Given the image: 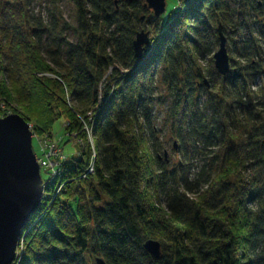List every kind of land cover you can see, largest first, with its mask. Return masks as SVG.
<instances>
[{"label":"trees","instance_id":"obj_1","mask_svg":"<svg viewBox=\"0 0 264 264\" xmlns=\"http://www.w3.org/2000/svg\"><path fill=\"white\" fill-rule=\"evenodd\" d=\"M70 1L75 25L59 32L32 0L0 5V104H22L25 122L38 106L45 131H33L60 119L82 142L45 185L11 264H88V251L106 264H264V0H178L159 17L144 0ZM145 20L154 38L140 61L132 43ZM219 26L225 75L213 55L201 62ZM159 83L180 155L170 170L151 142Z\"/></svg>","mask_w":264,"mask_h":264},{"label":"water","instance_id":"obj_2","mask_svg":"<svg viewBox=\"0 0 264 264\" xmlns=\"http://www.w3.org/2000/svg\"><path fill=\"white\" fill-rule=\"evenodd\" d=\"M154 17L165 12V0H144ZM218 49L213 54L214 67L220 75L229 70V55L220 26ZM149 43L148 33L140 30L132 43L135 57L143 60L144 46ZM174 147L175 144H174ZM32 147V131L18 114L0 118V264H11L22 230L34 214L43 195L40 166ZM144 249L154 258L160 255V244L148 239ZM95 264H106L95 257Z\"/></svg>","mask_w":264,"mask_h":264},{"label":"rangeland","instance_id":"obj_3","mask_svg":"<svg viewBox=\"0 0 264 264\" xmlns=\"http://www.w3.org/2000/svg\"><path fill=\"white\" fill-rule=\"evenodd\" d=\"M1 1L4 0H0V5H1ZM177 2L178 0L176 1L165 0V12L163 15H168L169 13H171L169 12L170 3H177ZM177 5L179 6V3ZM28 9L35 17H39V18L41 17V19L44 20V22H48L52 16L55 17L56 20L58 21L57 32H59L60 28L64 24H69L71 26L75 25V9L70 0H32ZM174 10L175 9H173L172 12ZM150 19H151L150 17H147L146 20L150 21ZM146 20L143 23H141V27H139V29L141 28V30L146 31L149 23L146 22ZM146 32L148 33V39H149V43L146 45V47L150 48L149 44L151 40L154 38L152 27H150L149 30ZM63 36L69 39L70 41H75V37L71 34V32H65ZM44 39H47V37L44 36ZM217 49H218V45L216 48L212 50L210 54L205 55V57L201 60L202 65L206 64L207 62L206 60L208 59V57L212 56ZM159 69L160 66L158 67L157 70L159 71ZM158 80H159V76H158ZM158 88L159 89L157 95H159L158 97L161 98V102L158 101L155 104V107H153L154 109L152 115H153L154 133L153 136L151 137V142L153 143V146L156 149V153L154 154V156L156 155L160 156L161 157L160 161L162 162L163 166H165L167 170H170L171 168L178 165L180 159L179 148L178 146L173 148L174 138L172 137L171 134L170 120L168 117V110L171 104L170 97L167 96V94L165 93V89L161 87L160 83L158 84ZM203 92L204 90L200 88L199 95L201 98V102L203 101L205 95L203 94ZM21 108H23V112L20 111ZM14 110H16V112ZM14 112L18 114L20 112V114H22L25 112V108L22 104L21 106H19L15 102H9L8 107H4L2 103L0 104V118L9 114H15ZM39 113L40 110L38 106H31L28 112L27 120L25 119L32 131L33 151L35 153L37 160L38 158H40V152L42 151L43 148L47 149L45 150L47 153L48 152L52 153L55 151L56 153H54V155H57L56 157L62 154L64 156V159L60 158V160L62 159L61 160L62 164L60 163L61 165L58 166V168L62 171L64 168L63 163H66V161L71 160L72 157L80 154V150L82 149V142L78 140L76 137L69 136L68 134H66L63 128V122L60 119L56 120L52 124L50 130L51 133H46V132L36 133L35 131H33L32 128H34L36 131H45L42 124L43 118L42 116H40ZM44 140H47L48 143L47 144L43 143ZM202 158H203L202 155L197 151H194L193 154L191 155L189 176H188L189 179H194V177L196 176L197 169L201 164ZM40 174L43 179L47 177L44 172H41ZM55 192H58L57 187L55 189ZM43 198L44 197L42 196V199ZM17 247L18 248H16V253L20 257L22 256L24 249L22 241H19ZM94 256H95L94 253H90L88 251V253L86 254V260L88 264H95Z\"/></svg>","mask_w":264,"mask_h":264},{"label":"built area","instance_id":"obj_4","mask_svg":"<svg viewBox=\"0 0 264 264\" xmlns=\"http://www.w3.org/2000/svg\"><path fill=\"white\" fill-rule=\"evenodd\" d=\"M43 143L47 144L48 141L44 140ZM45 150L47 149H42V151L40 152V158H38L37 160L40 166V173L41 171H44L45 175L47 176L44 180L42 179L44 187L46 184H48V182H51L56 175H59L61 170L58 168V166L62 162L61 160L64 159V156L62 154L56 157L57 155H54V153H56L55 151L52 153H47ZM60 158L62 159L60 160ZM89 172H91V168L89 169Z\"/></svg>","mask_w":264,"mask_h":264},{"label":"snow or ice","instance_id":"obj_5","mask_svg":"<svg viewBox=\"0 0 264 264\" xmlns=\"http://www.w3.org/2000/svg\"><path fill=\"white\" fill-rule=\"evenodd\" d=\"M153 6H156V0H152ZM178 8V5L176 3H170L169 4V12H172L173 9Z\"/></svg>","mask_w":264,"mask_h":264}]
</instances>
